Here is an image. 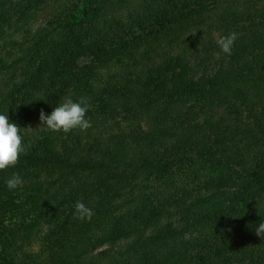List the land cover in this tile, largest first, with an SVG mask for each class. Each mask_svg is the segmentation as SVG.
<instances>
[{
    "label": "trees",
    "instance_id": "obj_1",
    "mask_svg": "<svg viewBox=\"0 0 264 264\" xmlns=\"http://www.w3.org/2000/svg\"><path fill=\"white\" fill-rule=\"evenodd\" d=\"M0 114V264H264V0H0Z\"/></svg>",
    "mask_w": 264,
    "mask_h": 264
},
{
    "label": "clouds",
    "instance_id": "obj_2",
    "mask_svg": "<svg viewBox=\"0 0 264 264\" xmlns=\"http://www.w3.org/2000/svg\"><path fill=\"white\" fill-rule=\"evenodd\" d=\"M239 34L231 32L216 40L217 45L223 53L231 55L235 41ZM90 108L87 97L81 96L78 101L66 100L55 107L50 114L40 111V121L46 130L52 132H63L65 134L73 130L86 131L92 127V123L86 118ZM26 152L20 126L9 119L8 115L0 114V171L15 167L21 154ZM23 180L18 173L6 179L5 184L9 191L23 186ZM93 211L84 202L77 201L75 204L74 218L81 221L91 220ZM255 234L264 239V221L255 228Z\"/></svg>",
    "mask_w": 264,
    "mask_h": 264
},
{
    "label": "rangeland",
    "instance_id": "obj_3",
    "mask_svg": "<svg viewBox=\"0 0 264 264\" xmlns=\"http://www.w3.org/2000/svg\"><path fill=\"white\" fill-rule=\"evenodd\" d=\"M44 6H46V5H44ZM45 10H46V9H45ZM45 10H43V12H44ZM41 13H42V12H41ZM149 30H150V29H149ZM147 32H148V30H147V31H142V30H140V29H138V28H134L132 32L128 33V36L131 37V36H137V35H139V34H147ZM84 61H86L85 58L80 59V62H84ZM110 247L112 248L111 245H110ZM104 248H105V247H104ZM101 249H103V247L100 248L99 250H101Z\"/></svg>",
    "mask_w": 264,
    "mask_h": 264
}]
</instances>
